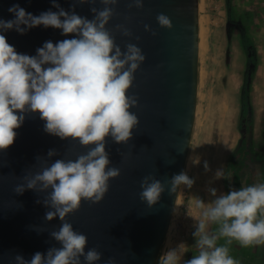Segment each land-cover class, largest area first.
<instances>
[{
  "label": "clouds",
  "instance_id": "9594fccd",
  "mask_svg": "<svg viewBox=\"0 0 264 264\" xmlns=\"http://www.w3.org/2000/svg\"><path fill=\"white\" fill-rule=\"evenodd\" d=\"M119 2L99 0L103 7L97 8V0H73L72 10L66 11L57 0H52L58 11L49 9L39 15L27 12L17 3L8 9L13 19L0 18V151L15 142V130L29 112L40 114L45 132L91 146L75 160L60 158L50 165L44 161L40 171L24 174L23 183L14 187L15 194L29 189L45 193L43 199L36 200L48 209L44 219L51 221L58 217L62 222L58 230L49 233L59 247H49L46 253L37 251L30 260L18 253L15 264H96L102 258L96 247L86 251L87 235L74 230L66 217L80 208L82 200L95 204L104 198L110 179L121 174L120 168L109 167L107 138L111 137L116 144H128L139 126L138 116L131 111L138 106V96L129 95V90L134 73L146 57L134 43H126L124 50L116 43L114 33L134 36L127 23L107 27L119 15L116 8ZM84 3L91 6V19L75 11L78 4ZM126 6L129 13L133 8L143 9L144 0H127ZM124 19L130 22L132 16L125 14ZM156 20L160 27H173L171 18L164 13H159ZM40 25L61 29L65 36L74 35L56 43L44 42L36 55L17 52L4 35L9 30L25 34ZM144 29L157 35L148 24ZM57 154L56 149H50L47 157ZM216 177L230 178L231 173L217 171ZM194 183L186 172H181L167 181V190L175 193L181 185L191 188ZM140 188V200L151 207L160 201L166 184L149 173L142 177ZM209 191L216 198L208 203L199 198L196 207L201 215L198 219L193 217L196 230L192 235L198 254L183 264H239L230 254L229 245L233 241L242 247L264 245V182L245 184L219 196L215 188ZM213 224L217 227L210 231ZM221 239L224 244L218 243ZM182 251V248L167 250L158 264H181ZM104 264L116 262L110 257Z\"/></svg>",
  "mask_w": 264,
  "mask_h": 264
},
{
  "label": "water",
  "instance_id": "95a60500",
  "mask_svg": "<svg viewBox=\"0 0 264 264\" xmlns=\"http://www.w3.org/2000/svg\"><path fill=\"white\" fill-rule=\"evenodd\" d=\"M57 2L66 11L72 10L73 0ZM17 3L33 15L49 9L58 11L52 0H0V18L13 19L8 9ZM126 5L127 0H120L116 6L119 15L107 27L127 23L134 36L114 33L116 43L122 50L126 43H134L146 57L134 73L129 90V95L138 96V106L131 111L138 116L139 126L128 144H116L107 138L109 167L120 168L121 174L110 179L109 190L100 202L82 200L80 208L66 219L74 230L87 235L86 251L96 247L102 253L96 264H104L110 257L116 264H157L181 187L170 194L167 181L185 171L196 120L200 0H144L143 9L133 8L130 13ZM95 6L103 7L99 0ZM90 7L87 3L78 4L75 11L91 19ZM159 13L171 18V29L159 26ZM125 14L132 16L130 22L125 21ZM145 24L157 35L145 31ZM4 35L17 52L36 55L44 42L56 43L74 34L65 36L61 29L40 25L25 34L9 30ZM44 124L38 112L26 113L23 124L15 130V142L0 151V264H15L18 253L30 260L37 251L46 253L49 247L60 246L49 233L58 230L62 222L58 217L45 220L48 209L36 203L45 193L29 189L15 194L14 187L23 183L24 174L40 171L44 161L50 165L60 158L75 160L91 146L51 135L44 131ZM50 149H56L58 154L48 158ZM149 173L166 184L160 201L151 207L139 197L140 181Z\"/></svg>",
  "mask_w": 264,
  "mask_h": 264
},
{
  "label": "rangeland",
  "instance_id": "374dc122",
  "mask_svg": "<svg viewBox=\"0 0 264 264\" xmlns=\"http://www.w3.org/2000/svg\"><path fill=\"white\" fill-rule=\"evenodd\" d=\"M242 28L256 51V62L249 77L253 158L243 170L242 182L243 186L248 184L247 178L251 184L264 182V0H200L197 111L184 171L195 183L191 188L181 185L160 252L161 256L169 249L182 248L181 264L199 251L192 235L196 230L194 218L201 215L196 201L214 200L216 197L211 195L210 188L217 190V196L231 191V177L217 178L216 173H230L229 163L242 136L239 120L242 87L248 70ZM216 227L210 225L209 230L214 231ZM218 243L224 244L225 240ZM229 248L239 264H264V245L242 247L233 241Z\"/></svg>",
  "mask_w": 264,
  "mask_h": 264
},
{
  "label": "trees",
  "instance_id": "16d2710c",
  "mask_svg": "<svg viewBox=\"0 0 264 264\" xmlns=\"http://www.w3.org/2000/svg\"><path fill=\"white\" fill-rule=\"evenodd\" d=\"M243 42L247 52L248 70L246 72L242 100H241V113L239 120V129L241 131V138L239 143L234 150L233 156L229 163V171L231 173L230 178V190H238L243 186V170L247 166L252 147V134H253V116L251 112V103L249 100L250 91V70L256 62V51L253 42L246 35L243 28ZM251 179L247 178L248 185H251Z\"/></svg>",
  "mask_w": 264,
  "mask_h": 264
},
{
  "label": "flooded vegetation",
  "instance_id": "af4514ba",
  "mask_svg": "<svg viewBox=\"0 0 264 264\" xmlns=\"http://www.w3.org/2000/svg\"><path fill=\"white\" fill-rule=\"evenodd\" d=\"M249 157H250L249 159L253 158V153L252 152H250V156Z\"/></svg>",
  "mask_w": 264,
  "mask_h": 264
},
{
  "label": "bare ground",
  "instance_id": "6f19581e",
  "mask_svg": "<svg viewBox=\"0 0 264 264\" xmlns=\"http://www.w3.org/2000/svg\"><path fill=\"white\" fill-rule=\"evenodd\" d=\"M218 123H219V122H218ZM218 134H219V133H218ZM232 134H233V133H232ZM234 135H235V133H234ZM234 135H233V136H234ZM230 144H231V143H230Z\"/></svg>",
  "mask_w": 264,
  "mask_h": 264
}]
</instances>
